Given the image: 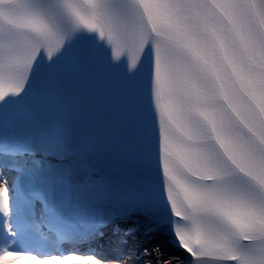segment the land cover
<instances>
[{"label":"snow or ice","instance_id":"1","mask_svg":"<svg viewBox=\"0 0 264 264\" xmlns=\"http://www.w3.org/2000/svg\"><path fill=\"white\" fill-rule=\"evenodd\" d=\"M159 234L264 264V0H0V261Z\"/></svg>","mask_w":264,"mask_h":264},{"label":"bare ground","instance_id":"2","mask_svg":"<svg viewBox=\"0 0 264 264\" xmlns=\"http://www.w3.org/2000/svg\"><path fill=\"white\" fill-rule=\"evenodd\" d=\"M151 245L154 244H159L161 245L162 250L169 256H174L177 255L176 253H174V251L168 249V248H164V246L160 243V242H150ZM107 245L106 242L102 243L101 246L103 247V252L106 254L107 252H109L110 250H113L111 248V246H105ZM142 247H139V245H132L129 248H125L124 251H126L127 253H129V257L127 258L128 261H132L133 263L130 264H134L135 260H140L141 262H143L142 264H148L149 261V257H141L140 256V252L142 251ZM26 264H34L33 262H26ZM38 264H56V262L52 261V260H48V261H44V262H39ZM128 264V262H127Z\"/></svg>","mask_w":264,"mask_h":264}]
</instances>
